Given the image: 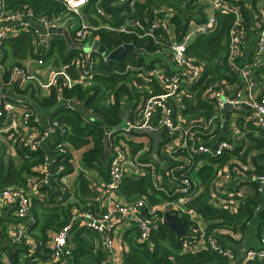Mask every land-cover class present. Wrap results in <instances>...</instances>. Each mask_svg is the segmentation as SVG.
I'll return each mask as SVG.
<instances>
[{
	"label": "built area",
	"instance_id": "2783aa9c",
	"mask_svg": "<svg viewBox=\"0 0 264 264\" xmlns=\"http://www.w3.org/2000/svg\"><path fill=\"white\" fill-rule=\"evenodd\" d=\"M51 1L62 6L65 12L52 17H39L27 6L9 9L5 2L0 0V49L6 41L29 33L32 37L33 63L43 68L48 63L55 66L56 56L48 57L51 51L55 50L54 41L57 38L67 40L68 48L72 49V45L80 46V49H75L76 55L70 63L56 68L49 75L47 96L55 92L58 107L71 112L82 110L83 103L80 99L67 97V92L77 87L87 88L97 74L103 75L99 71V65L101 62H107V58L99 53L103 45L96 35L98 32L133 36L139 41L151 40L158 46V50L149 56L169 58L172 68L164 60L153 64L152 69L128 65L126 71L122 72L137 73V76L148 80L151 78L149 81L155 82L162 94L141 99L132 116L118 127L107 131L105 135V144L106 138L109 137L110 156L108 180L103 183L101 193L103 192L105 199L110 200L107 210L98 213L73 212L69 223L55 232L49 244L30 238L31 230L38 224L32 212L33 194L37 195L50 177L56 182L60 197H68L70 194L72 178L76 179L84 171V168L77 164L75 151L69 141L74 132L68 122H61L57 115L43 122L22 101L0 95V120H3L0 128V171L3 165L2 146L7 140L15 141L28 155L45 152L44 162L34 169L35 175L26 189L15 186L0 189V214L10 210L15 218L9 238L10 244L28 246L29 257H34L47 246L50 259L46 264H69L75 248L72 242L74 232L80 228H88L101 241L104 259L99 264H123L122 256L116 252L114 215L120 216L122 222L133 223L139 231L137 241L141 244L147 243L149 248H153L151 235L160 228L164 217L185 212L189 217L190 226L188 234L182 239L184 248L190 253L210 250L227 259L229 264L264 262V233L259 248L246 250L240 258L235 259L230 249L223 248L217 238L207 232V225L196 211H184L181 199L185 198V201L199 196L198 182L193 177L178 175L185 171L192 172L197 157L221 158L227 151L232 150L233 145L228 141H221L214 147L202 144L201 135L192 126L176 120L172 102L179 94L194 92L206 71L203 60L189 55L190 47L199 37L217 32L219 14L232 16L234 23L227 39L226 62L230 71L237 76L238 91L231 93L227 81L213 83L204 90L213 112L203 130L211 132L219 121L225 122L222 114L227 104H244L245 107L239 108L249 109L251 120L257 128L264 129V96L254 93L257 86L256 73L264 69V7L259 11L255 22L256 37L252 56L245 59L248 29L241 7L237 3L240 0H175L183 8L190 3L205 14L203 22H198L197 16H188V29L181 39L178 38V29L173 21L176 8L168 6L165 1L153 4L150 10L144 11L141 19L137 9L139 0H117L113 6L119 8L126 4V7L116 17L109 14L105 8L109 0H96L95 17L100 23L87 25L81 22L77 26L71 23L70 17L80 16L92 0ZM33 22H37L40 27L35 26ZM32 77L27 68L14 65L10 68L5 88L19 95L28 93L32 90ZM118 128L120 130H117ZM143 128L164 130L163 138H168L173 143V148L166 152L162 159L169 185L163 183L155 166L147 159L149 149L140 147L141 143L134 134V130ZM64 162L70 164L71 171ZM237 174L240 180L235 189L218 187L211 202L214 208L236 213L245 202L246 194L242 186L250 178L258 182L257 192L264 193L263 175L248 177L245 171ZM146 176H151L155 195L159 200L155 209H149L144 198L131 202L115 201L118 191L127 179L140 180ZM3 243L4 236L0 234V263L11 264L14 252L10 255L2 250ZM35 261L40 262L37 258Z\"/></svg>",
	"mask_w": 264,
	"mask_h": 264
},
{
	"label": "trees",
	"instance_id": "16d2710c",
	"mask_svg": "<svg viewBox=\"0 0 264 264\" xmlns=\"http://www.w3.org/2000/svg\"><path fill=\"white\" fill-rule=\"evenodd\" d=\"M9 9H15L18 6H27L35 12L39 17L59 15L64 13L65 9L57 3H53L51 0H3ZM160 0H140L137 3L138 16L143 19L142 15L144 11L150 10L153 4H156ZM164 1V0H161ZM96 0L91 1V5L95 4ZM170 5L176 8V15L173 19L174 24L178 29V38L181 39L188 29L189 17L186 10L197 11V7L192 4H186L185 8L179 5L175 0H169ZM242 10L243 19L245 23L250 21L249 12L245 9L241 0L237 2ZM113 16H118V13L114 11H107ZM219 28L217 32L209 36H201L190 47L189 55L199 60H203L206 64V71L204 77L199 84L201 90H206L210 85L216 82L224 80L233 81L236 77L230 72L226 62L227 47L226 42L229 36V31L234 23L232 16L218 15ZM100 38L101 44L107 49L114 50L124 44H133L136 49L144 50L143 55H137L133 52H128L123 61L116 62H101L99 65V71L103 75L97 74L91 85L87 88L77 87L71 91H68L67 97H77L83 103L82 110L77 112H71L63 108H59L57 117L61 122H68L72 127L74 136L69 141L75 150H82V164L84 171L80 173L79 182L80 188L83 192L89 193V176L90 171L94 170L100 173L104 181L108 180V164L106 161V149H105V135L110 129L118 127L122 123L124 101H131L134 105L143 98H149L152 95H161L162 92L157 87L156 83L151 81L147 83L141 80L137 73H122L126 71V67L131 65L135 68L145 67L152 69L154 62L151 61V65L147 64V57L149 54H153L158 50V46H155L151 40L139 41L136 37H128L114 33H107L101 31L96 33ZM9 44L19 57H26L27 52L32 48L31 34L26 33L17 39H12L4 44ZM3 44V45H4ZM22 46V47H21ZM55 50H52L49 57L56 56L55 66L58 68L61 65H66L76 55V51H68L67 41L59 37L54 41ZM21 47V50L16 48ZM160 48V47H159ZM47 58V59H48ZM119 73H122L119 75ZM257 80L264 85V69L256 73ZM233 78V79H232ZM151 88V90L147 89ZM201 92V93H202ZM201 95V94H200ZM199 95V97H200ZM37 103H42L44 107H58L56 93L52 94L44 99L35 100ZM135 109V108H134ZM3 124V120H0V128ZM142 147V146H140ZM256 147V146H255ZM155 149L152 146L151 151ZM22 162L18 167H14L13 163L9 166L2 165L0 171V189L15 186L23 188L26 185L24 176L31 175V171L34 167L44 162V153L39 152L25 157V153L21 152ZM198 158V157H197ZM195 162L197 163V159ZM148 159V158H147ZM224 159H226L224 157ZM69 171L72 167L68 162H64ZM215 171L212 167L203 168L199 172V177L203 183H210L215 178ZM178 176H184L187 178L192 177V172L185 171ZM153 181L151 176H146L140 180L127 179L121 186L117 195L128 202L140 199L150 200L151 194H155ZM91 194V193H90ZM256 203H250L248 206L241 208L237 213H231L226 209L213 208L206 202L203 196L198 197L196 200L187 203V207L193 209L200 215L199 217L203 221L207 222L208 230L211 232L214 229H222L223 227L236 228L246 225L251 222L255 225L258 237H262L264 233V210L260 211L257 216L255 215L254 207ZM177 222H181L185 227L190 226L189 217L175 216ZM64 226V225H63ZM78 229L73 234L74 250L72 258L69 259V264H88L81 261L86 253V245L79 237ZM134 236L129 241V250L124 254L123 264H229L228 260L219 256L212 251H203L198 255H181L183 239L177 237L176 233L165 225H160L157 231H154L151 235L153 242V248H149L147 243L141 244L137 241L139 236L138 229H134ZM42 241L45 243L46 236L43 233ZM219 241V239H218ZM219 243L223 248L229 249L225 244ZM11 245V244H10ZM2 250H7L1 248ZM14 252V257L11 258V264H21V259L24 257V263L22 264H38L35 258L40 260L50 259V250L45 246L43 252L39 251L34 257L28 256V246L17 245L10 246L8 252ZM102 259H104L102 257ZM1 264V263H0ZM256 264H264L256 263Z\"/></svg>",
	"mask_w": 264,
	"mask_h": 264
},
{
	"label": "crops",
	"instance_id": "0c3cea01",
	"mask_svg": "<svg viewBox=\"0 0 264 264\" xmlns=\"http://www.w3.org/2000/svg\"><path fill=\"white\" fill-rule=\"evenodd\" d=\"M164 1L168 6L170 5L169 0ZM160 2L162 1L160 0L159 3ZM241 3L244 4L245 9L249 12L250 16V21H248V23L246 24L248 29V39L245 46V59H250L255 47V22L258 17L259 11L264 7V0H241ZM185 11L190 17L197 16L198 22H203L205 20V14L202 11H189L186 10V8ZM114 12L119 13L120 11L115 10ZM73 17H70V20L73 19ZM78 18L81 20V22L87 25H97L98 23H100L99 19H96L95 17V4L91 5V3L82 10V13ZM33 24L37 27H40L37 22H33ZM72 24L77 26L80 23ZM41 31H43L42 28ZM21 47L16 48V50H21ZM67 49L69 52L75 51L74 48L71 49L67 47ZM27 53L28 54L26 57H19L15 52V49H12V47L8 43L2 45L0 49V83L5 88L8 80L7 73L9 68H11L12 66L18 65L27 68L29 73L33 74L32 83L30 86V89L32 90L28 93L19 95L7 89V97L15 101H22L23 103H25V105L28 108H31L36 113L37 117L41 118L44 122L48 118L53 117L55 113L60 110V107H44L42 106V103H37L35 100H41L48 97V78L51 72L57 67L48 65V63L45 67L39 68L35 63H33L32 48ZM164 60L167 61V63L172 68V64L169 58L162 56L156 58L147 57V64L151 65V61L156 64ZM234 76L236 77V80H224L229 82L228 90L231 93H235L236 91H238L239 87L237 76ZM138 77L147 83H151L149 81L151 78H149L148 80L142 76ZM255 79L257 80V76ZM201 89V86H198L195 88L194 92L184 95L179 94L172 99L176 120L184 125L192 126L194 130L199 135H201V142L206 146L214 147L221 141H228L233 145V148L232 150L227 151L221 158H208L204 156H200L197 158V163L195 162V166L192 171V177L198 182L197 190L199 191V196L191 200L186 199L184 201L183 199L185 198L181 199L182 203L184 204V211L193 210L187 207V203L196 200L200 196H203L206 202L209 203L211 207H213L211 205V202L213 199V195L215 198V193L218 187L220 186L221 188H226L229 190L235 189V187L238 186V182L240 180V177L237 174L240 171H245L248 177L252 175L264 176V129L257 128L254 122L251 120L249 109L238 108L229 113H226L224 111L222 116L226 119L225 122L219 121L217 127L214 128L211 132H204L203 128L206 125L211 113L213 112V107L211 106L209 99L204 95V90L202 92ZM149 90H151V88ZM254 93L259 96H264V85H262L259 80H257V86L254 89ZM138 103L139 101L133 105L129 100L122 103V120L125 113H127V118L132 116L133 111L135 110L134 108L137 107ZM163 137L162 144L159 146V148H155L152 144L151 138L137 136L138 142L141 143V146H145L146 149H149V156L147 157L149 162L153 166H155L156 170L162 177L163 183L169 185L165 175L166 167L162 163V159L164 158V154L173 148V143L172 141L168 140V138ZM152 146L155 149L153 152L151 151ZM74 151V156L76 158L77 164H80L83 167V151L75 149ZM21 152L25 153V157H28L27 152L18 147L15 141L7 140L2 146L3 164L9 166L10 163H13L15 168L18 167L22 162ZM43 153L45 155V152ZM224 157L226 159H224ZM16 160H19L18 166L15 165ZM207 167H212L216 175L210 183H203L199 177V172L203 168ZM35 168H37V166L32 169L31 175L24 176L26 185L23 188L26 189L28 187L30 180L35 175ZM95 172L96 174H93L90 171L89 180L91 181V183L89 182L88 184L89 193H85L81 190L80 185L78 184L79 177H76V179L72 178L70 182V194H68V197H60L58 186L53 177L47 179V184L40 188L38 194H33L32 212L33 215L37 218L38 224L31 230V240H42L43 233H45V243L49 244L55 232L63 225L69 223L73 212L90 211L98 213L107 210L110 204V200L107 198L105 199L102 194L103 192L101 193V187L103 183H105V181L99 172ZM257 185L258 182H256L255 179L250 178L242 186L243 190L245 191L246 197L245 202L239 207L237 212L241 208L245 206L247 207L248 204L253 202L256 203V206L254 207L256 216L260 211L264 210V193L261 194L257 192ZM151 197L152 198L150 200L145 199V201L149 209H155L159 200L157 199L155 194H151ZM117 200L121 202H128L120 195H118V197L115 199V201ZM175 216H186V214L185 212H179L178 215ZM113 220H116V252L123 258L124 254L129 250V241L134 236V229L136 228V226L130 222H122L120 220V216L118 215H114ZM14 222L15 218L12 211L7 210L0 214V234L4 236V243L2 248L7 249L5 250L7 254L10 253L8 252V249L11 246L9 238L12 233L11 229L13 228ZM162 224L164 225V223ZM205 224L207 225V232L209 234H213L217 238V240L219 239L221 243L225 244L233 252L235 259L240 258L246 250L259 248L261 246L260 237H258L257 235L255 225H252L251 222L246 223L243 228L242 226H238L237 229L231 227H223L222 229H214L211 232H209L208 230V223L205 222ZM184 228L188 232L189 226H184ZM80 229L82 230L79 231L78 237L86 245V253L81 261L87 262L88 264H99L102 260V257L104 258V252L102 251L100 239L90 229ZM183 237L184 236L179 238ZM239 244H242V247H238L237 245ZM235 246L238 247L237 250L234 249ZM203 251L192 254L189 250H186L184 246H182L181 255L186 254L196 256ZM20 261L21 264L24 263V257ZM46 262L47 260L42 259L38 264H46Z\"/></svg>",
	"mask_w": 264,
	"mask_h": 264
},
{
	"label": "water",
	"instance_id": "95a60500",
	"mask_svg": "<svg viewBox=\"0 0 264 264\" xmlns=\"http://www.w3.org/2000/svg\"><path fill=\"white\" fill-rule=\"evenodd\" d=\"M116 1L117 0H109L106 4V8L110 11H115V10L122 11L126 7V4L119 7V8L114 7L113 4ZM72 48L80 49L81 47L72 45ZM128 52H133L137 55H143V52L136 49L135 46L132 44H124V45L120 46L119 48L113 50L112 52L107 50L104 46H101V48L99 49V53L101 55L106 56L108 63H111V62L120 63L124 59L125 55ZM7 93H8V90L6 88H4L2 86V84L0 83V95L7 96ZM239 107H245V106H244V104H240L238 106H231V105L227 104L224 108V111L226 113H229V112H232L233 110H235ZM126 121H127V113H125L122 122L124 123ZM117 130H120V128H118ZM134 134H136L137 136H140V137L151 138L153 146L155 148H159V146L162 144V137L164 135V130L154 131L150 128H143V129L134 130ZM105 149H106L105 165H107L108 164V158L110 156L109 137L106 138ZM163 223H164V225L169 227L172 231H174L178 237H182V236H185L188 234L187 230L184 228V225L182 223L177 222L175 220L174 216H171V215L165 216ZM237 246L242 247V244H239ZM237 246L234 247L235 250L238 249ZM12 257H14V256H12Z\"/></svg>",
	"mask_w": 264,
	"mask_h": 264
},
{
	"label": "rangeland",
	"instance_id": "374dc122",
	"mask_svg": "<svg viewBox=\"0 0 264 264\" xmlns=\"http://www.w3.org/2000/svg\"><path fill=\"white\" fill-rule=\"evenodd\" d=\"M79 17V16H78ZM77 16H74L73 17V19H71L72 20V23H81V20L78 18ZM9 72H10V68H9V70H8V73H7V79H8V76H9ZM33 74H31V76H32ZM18 162H19V160H16V162H15V165L16 166H18L19 164H18ZM91 172L93 173V174H96V172L94 171V170H91Z\"/></svg>",
	"mask_w": 264,
	"mask_h": 264
}]
</instances>
